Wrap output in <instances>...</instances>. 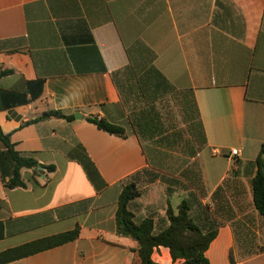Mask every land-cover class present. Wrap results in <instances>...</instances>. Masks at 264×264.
Masks as SVG:
<instances>
[{
  "label": "crops",
  "instance_id": "0c3cea01",
  "mask_svg": "<svg viewBox=\"0 0 264 264\" xmlns=\"http://www.w3.org/2000/svg\"><path fill=\"white\" fill-rule=\"evenodd\" d=\"M137 42L195 123V181L162 173L146 152L142 136L153 138L157 118L143 116L152 129L137 119L142 133L129 122L115 75ZM1 72L3 134L21 156L56 170L22 169L25 186L8 188L14 163L0 140V253L80 228L74 242L7 264H137L135 242L116 230L119 196L132 183L137 223L152 219L158 234L168 204L177 212L188 200L201 229L217 232L210 264H264L252 188L264 145V0H0ZM49 111L74 119H41ZM152 260L179 263L163 247Z\"/></svg>",
  "mask_w": 264,
  "mask_h": 264
},
{
  "label": "trees",
  "instance_id": "16d2710c",
  "mask_svg": "<svg viewBox=\"0 0 264 264\" xmlns=\"http://www.w3.org/2000/svg\"><path fill=\"white\" fill-rule=\"evenodd\" d=\"M129 65L123 72L115 75L117 86L125 100L123 88L125 84L121 79L122 76L127 77L130 89H135L142 101L152 106L161 98L173 92V87L168 83L165 77L155 67V55L143 43L137 42L128 48ZM8 72H1L0 77L7 75ZM150 115L147 113L146 116ZM63 118L72 121L74 116H65L62 112L49 111L44 113L41 119ZM145 129H152V123L147 122ZM89 122L94 124L99 130L110 135L121 138L126 137V129L120 125L113 124L106 119L97 117L88 118ZM0 140L4 143L6 151L3 153L13 163V175L7 182V187L13 189L15 187H24L25 184L21 180L20 171L22 169H38L53 173L56 167L53 165H40L31 157H24L17 153L11 144L8 136H5L0 128ZM264 145L262 146L258 163L259 171L252 182L254 205L258 212L264 216ZM140 197L137 186L132 183L125 186L118 199V209L116 213V230L121 237L129 238L136 244L134 249L137 264H156L152 260L155 249L161 247L170 251L174 263L177 264H210L206 257L211 243L217 236L216 231L204 232L196 223L190 214V203L183 200L177 212L173 209L171 203L168 204L167 218L169 226L162 232L154 233V222L147 218L137 223L134 214L129 209V204L134 199ZM80 236V228L76 227L72 231L62 234L46 237L36 240L12 249H8L0 253V264H7L18 261L35 254L65 245L76 241ZM4 238V226L0 223V241Z\"/></svg>",
  "mask_w": 264,
  "mask_h": 264
},
{
  "label": "rangeland",
  "instance_id": "374dc122",
  "mask_svg": "<svg viewBox=\"0 0 264 264\" xmlns=\"http://www.w3.org/2000/svg\"><path fill=\"white\" fill-rule=\"evenodd\" d=\"M127 79L122 76L119 80L125 84V106L134 131L142 133L138 120L145 122V112L150 114V118H157L158 130L153 138L150 134L142 136L146 152L157 162L156 167L162 173L176 177L191 173L194 181L197 180L198 165L194 158L201 144L194 128L195 123L185 114L177 96L169 93L156 104L148 106L135 89H130Z\"/></svg>",
  "mask_w": 264,
  "mask_h": 264
},
{
  "label": "built area",
  "instance_id": "2783aa9c",
  "mask_svg": "<svg viewBox=\"0 0 264 264\" xmlns=\"http://www.w3.org/2000/svg\"><path fill=\"white\" fill-rule=\"evenodd\" d=\"M232 156H239L238 150H232Z\"/></svg>",
  "mask_w": 264,
  "mask_h": 264
},
{
  "label": "water",
  "instance_id": "95a60500",
  "mask_svg": "<svg viewBox=\"0 0 264 264\" xmlns=\"http://www.w3.org/2000/svg\"><path fill=\"white\" fill-rule=\"evenodd\" d=\"M77 116V118L79 117L78 115H76ZM263 158H264V156H263ZM263 172H264V167H263Z\"/></svg>",
  "mask_w": 264,
  "mask_h": 264
}]
</instances>
